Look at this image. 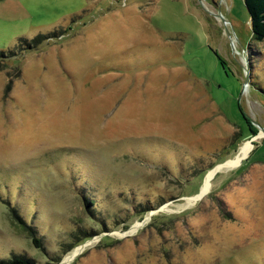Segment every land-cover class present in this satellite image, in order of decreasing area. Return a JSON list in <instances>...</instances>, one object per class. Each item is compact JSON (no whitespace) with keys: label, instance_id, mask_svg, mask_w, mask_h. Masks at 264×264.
<instances>
[{"label":"rangeland","instance_id":"rangeland-1","mask_svg":"<svg viewBox=\"0 0 264 264\" xmlns=\"http://www.w3.org/2000/svg\"><path fill=\"white\" fill-rule=\"evenodd\" d=\"M263 86L243 0H0V261L264 264Z\"/></svg>","mask_w":264,"mask_h":264},{"label":"trees","instance_id":"trees-1","mask_svg":"<svg viewBox=\"0 0 264 264\" xmlns=\"http://www.w3.org/2000/svg\"><path fill=\"white\" fill-rule=\"evenodd\" d=\"M243 3L249 14V23L252 33V40L257 42H264V0H243ZM40 38V37H39ZM39 38L34 41H39ZM223 64V63H222ZM224 65V64H223ZM264 94V86L261 89ZM7 203V202H6ZM13 214L14 220L17 221V226L24 232H28L32 243L38 248L40 247V240L36 238L34 230L27 226L20 218H18L17 213L14 209H10ZM92 235H90L91 237ZM0 264H33L24 258H19L13 256L12 259L7 261H0Z\"/></svg>","mask_w":264,"mask_h":264},{"label":"bare ground","instance_id":"bare-ground-1","mask_svg":"<svg viewBox=\"0 0 264 264\" xmlns=\"http://www.w3.org/2000/svg\"><path fill=\"white\" fill-rule=\"evenodd\" d=\"M263 135H264V133L261 132L259 136L262 137ZM250 149H251V143L245 142V144H243V146L240 148V151H239L235 160L238 162L242 157L244 158L248 154ZM235 164H236V162H229L228 166L232 167V165H235ZM212 176H213V172L210 173L206 177L204 184H203V186H204L203 189H206L209 186V183H210ZM202 191L204 192L205 190H202ZM75 255H77V251L71 253L68 257H66V262L70 261Z\"/></svg>","mask_w":264,"mask_h":264},{"label":"flooded vegetation","instance_id":"flooded-vegetation-1","mask_svg":"<svg viewBox=\"0 0 264 264\" xmlns=\"http://www.w3.org/2000/svg\"><path fill=\"white\" fill-rule=\"evenodd\" d=\"M241 48H242V51L241 50L239 51L238 48H237V49H233V52H236V53L237 52H243L244 53L247 50H249L248 48H244L242 46H241ZM252 61H253V58L251 57V55L249 53L248 55H246V54L244 55V61H243V63L242 62H239L238 60H236L235 64L238 65L242 70L244 69L245 72H247L249 74L250 73V70L252 68ZM243 65H244V67H243ZM224 69L226 70L225 66H224ZM248 78H249V76H248Z\"/></svg>","mask_w":264,"mask_h":264},{"label":"water","instance_id":"water-1","mask_svg":"<svg viewBox=\"0 0 264 264\" xmlns=\"http://www.w3.org/2000/svg\"><path fill=\"white\" fill-rule=\"evenodd\" d=\"M228 36H229V34H227ZM248 75H247V72H246V82H245V85H247V83H248ZM262 132L264 133V129L262 130Z\"/></svg>","mask_w":264,"mask_h":264}]
</instances>
